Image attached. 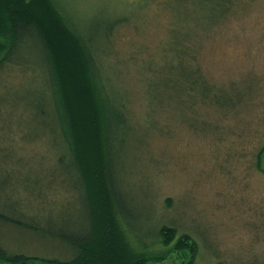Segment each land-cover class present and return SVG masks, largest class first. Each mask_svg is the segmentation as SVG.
<instances>
[{"label": "rangeland", "instance_id": "obj_1", "mask_svg": "<svg viewBox=\"0 0 264 264\" xmlns=\"http://www.w3.org/2000/svg\"><path fill=\"white\" fill-rule=\"evenodd\" d=\"M54 1L97 49L111 105L124 106L111 158L130 246L164 258L149 264L190 263V243H162L170 225L197 242L195 264H264V0ZM179 39H194L192 56L174 50ZM34 46L24 41L0 70V210L76 235L84 208L58 162L64 147ZM0 241L12 253L72 254L3 224Z\"/></svg>", "mask_w": 264, "mask_h": 264}, {"label": "trees", "instance_id": "obj_2", "mask_svg": "<svg viewBox=\"0 0 264 264\" xmlns=\"http://www.w3.org/2000/svg\"><path fill=\"white\" fill-rule=\"evenodd\" d=\"M123 20L128 19H118L106 34ZM26 40L41 52L40 69L46 72L65 153L59 155L58 162L79 194L77 205L84 208L85 230H72L73 235L69 228L42 225L19 211L0 210V225L64 243L72 250L68 259L44 258L12 253L0 241V264H149L164 259L135 251L121 231L123 224L129 229L131 225L122 213L114 181L111 133L115 126L121 127L126 116L124 106L111 105L115 99L108 92L109 79L97 60V49L67 21L54 0H0V56L4 54L0 70L10 62L17 63L14 56ZM193 40H176L174 50L192 56ZM197 83L192 80L183 88L185 99H191ZM153 85L161 87L162 83ZM263 154L264 147L258 154L259 167ZM159 236L166 246L176 239L178 246L190 243L193 259L188 264H195L199 247L189 234L163 225Z\"/></svg>", "mask_w": 264, "mask_h": 264}]
</instances>
